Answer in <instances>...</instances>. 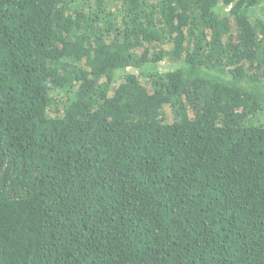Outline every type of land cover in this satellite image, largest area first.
<instances>
[{
    "label": "trees",
    "instance_id": "obj_1",
    "mask_svg": "<svg viewBox=\"0 0 264 264\" xmlns=\"http://www.w3.org/2000/svg\"><path fill=\"white\" fill-rule=\"evenodd\" d=\"M0 264H264V0H0Z\"/></svg>",
    "mask_w": 264,
    "mask_h": 264
}]
</instances>
